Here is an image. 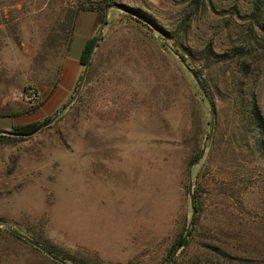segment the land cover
Instances as JSON below:
<instances>
[{"label":"rangeland","instance_id":"374dc122","mask_svg":"<svg viewBox=\"0 0 264 264\" xmlns=\"http://www.w3.org/2000/svg\"><path fill=\"white\" fill-rule=\"evenodd\" d=\"M91 1L109 5L79 12L72 31L77 0H0V114H38L0 116V130L52 118L84 67L51 106L62 58L98 38L73 102L31 135L0 138V222L86 264H163L192 194L201 226L174 264H264V149L240 107L254 90L264 118V0ZM171 49L207 85L210 138V105ZM0 264L58 263L2 225Z\"/></svg>","mask_w":264,"mask_h":264},{"label":"trees","instance_id":"16d2710c","mask_svg":"<svg viewBox=\"0 0 264 264\" xmlns=\"http://www.w3.org/2000/svg\"><path fill=\"white\" fill-rule=\"evenodd\" d=\"M77 1H78L77 6H76L75 10L72 12V14H73L72 15V23H71L72 24V26H71L72 31L74 28L73 23H74L75 18L79 12H81V11L82 12H84V11H86V12L101 11L102 12L104 10V8L109 5V3L106 4V2L102 3V2H96V1H91V0H77ZM260 1L263 2V0H260ZM124 7H126V6H124ZM137 11L140 12L141 14L145 15V13H143L142 11H139V10H137ZM145 16L150 19L149 16H147V15H145ZM137 21L142 22L139 19H137ZM95 39H96L95 35L91 36L90 38H88L86 40V42L84 44L83 51H82V54H81L80 59H79L80 63L83 66L85 65V63L87 62V60L89 58L91 49H92L94 42H95ZM70 41H71V38H70ZM98 43H100V42H98ZM180 56L186 61V58L183 54H181ZM187 64L190 65L189 63H187ZM194 72L199 77V72L197 70H194ZM203 85H204V87H207L205 82H203ZM241 95L244 96L241 98V102H240V107H242L241 115L243 116V119L246 120L247 129L251 132L252 137H254L258 141H260L259 145H261V147L264 149V140H262V137L264 135V118H263L259 103L257 101L255 92H254V90H251V92L246 93V95L243 93H240V96ZM32 109H36V107L35 108H29L27 110L20 111V112H13V113H9V114H0V116H16V115H20L24 112H29ZM50 119L51 118L46 117L43 120V123L45 121L50 120ZM41 124H42V122H31V123H27V124H20V125L13 126L10 130H6L8 132L6 135L0 134V138H4V137H7V138L8 137L24 138L25 136L31 135L32 133H34L39 128V126ZM199 154H200V149L194 155L195 160L198 158ZM194 198L196 199V207H197V209H199L200 202H199V193L197 192V190L194 194ZM197 212H198V214L192 220L189 235L187 237L186 245L181 249H185L189 246V244L191 242V238L193 239V237L195 236V233H197V231L199 230V228L201 226L199 211H197ZM7 232L11 236L15 237L16 239H18L22 242H26L25 240L16 236L14 233L9 231L8 229H7ZM23 233L28 235L32 239L36 240L37 242H39L40 244H42L43 246L48 248L52 253L63 258L64 260H66L67 262H69L71 264H86V263L82 262L81 260L77 259L76 257H74L73 255L67 254V253H65L61 250H58L55 247L47 244L39 236H36L35 234H32L31 232L26 231ZM211 237L212 236L210 235V231H209L207 234V239L208 238L212 239ZM184 238H185V234H182L179 237V239L173 244L168 255L171 254V252L184 240ZM33 248H35V247H33ZM175 261L176 260L174 258L173 261L171 262V264H174ZM58 264H60V263H58Z\"/></svg>","mask_w":264,"mask_h":264},{"label":"water","instance_id":"95a60500","mask_svg":"<svg viewBox=\"0 0 264 264\" xmlns=\"http://www.w3.org/2000/svg\"><path fill=\"white\" fill-rule=\"evenodd\" d=\"M112 6V5H110ZM126 11L138 16L140 19H142L144 22H146L150 27L152 28H155L157 29V27L155 26L154 22H151V20L146 17L145 15L141 14L140 12L138 11H135L133 9H127L125 8ZM106 23V15L104 17V21H103V24L100 28V32L99 34H101L102 32V28L103 26L105 25ZM97 37L95 39V42H94V45L91 49V52H90V55H89V58L87 60V62L85 63L84 67H83V70H82V73H81V77H80V80H79V83L77 85V88L75 90V93L72 95V97L69 99V101L64 104L62 106V108L60 110L57 111V113L48 121L42 123L38 129L42 128V127H45L46 125L50 124L51 122H53V120L68 106L70 105L73 100L76 98V96L78 95V93L80 92L81 90V87H82V84H83V81H84V78L86 76V73L88 71V67H89V64H90V58H91V54L93 52V49H94V46L97 42ZM164 39H166V36L164 35ZM174 54H176V56H178L179 60L182 62V64L184 65V67L191 72L192 76L194 77V79L196 80V82L198 83V86L200 88V90L202 91V93L204 94L205 96V99L207 100V102L209 103L210 105V113H211V120H210V131H209V135L207 138H210L211 134H212V129H213V125H214V121H213V114H214V108H213V104L211 102V99L210 97L207 95L204 87L202 86V84L200 83V81L198 80L197 76L195 75V73L192 71V69L188 66V64L185 62V60L179 55L178 52L174 51L173 49H171ZM3 133H8L7 131L5 130H0V134H3ZM205 148H206V144H204L198 158L194 161V163H198L199 160L203 157L204 155V152H205ZM191 190V182H189V191ZM191 197V208H192V214H191V220H190V223L187 227V230H186V233H185V238L184 240L171 252V254L168 256V258L165 260V262L163 264H171V262L173 261L174 257L176 256L177 252L183 248L185 245H186V242H187V237L189 235V231H190V226H191V223H192V220L194 218V214L196 212V209H195V206H194V200H193V195L191 194L190 195ZM5 226L6 229H8L9 231H11L12 233H14L16 236L22 238L23 240H25L28 244H30L31 246L35 247L36 249L40 250L42 253H44L47 257H49L51 260L55 261V262H58L60 264H71L69 262H67L66 260H64L63 258L55 255L54 253H52L48 248H46L45 246H43L42 244H40L39 242H37L36 240L32 239L31 237H29L28 235L24 234L23 232L19 231L17 228H15L13 225L3 221V222H0V226Z\"/></svg>","mask_w":264,"mask_h":264},{"label":"crops","instance_id":"0c3cea01","mask_svg":"<svg viewBox=\"0 0 264 264\" xmlns=\"http://www.w3.org/2000/svg\"><path fill=\"white\" fill-rule=\"evenodd\" d=\"M91 31L88 34H85L83 36V41H82L83 47H84L86 40L92 36ZM70 46H71V43H70ZM70 46H69V50H70ZM82 51H83V48L79 54H76L73 56L66 55L62 58V61H61V63H62L61 77H60V80L58 82V85H57L55 91L49 97L51 100V103H52L51 106H55V105L60 104L64 100V98L72 90V88L76 82V79L78 78V76L81 73L82 64L80 63L79 59H80V56L82 54ZM23 114H31V121L37 120L36 118H37L38 114L37 113L35 114V112L30 111V112H25ZM20 115H22V114H20ZM16 116H18V115H16Z\"/></svg>","mask_w":264,"mask_h":264},{"label":"built area","instance_id":"2783aa9c","mask_svg":"<svg viewBox=\"0 0 264 264\" xmlns=\"http://www.w3.org/2000/svg\"><path fill=\"white\" fill-rule=\"evenodd\" d=\"M32 93H33V92H32ZM32 93H31V91H29V92H27V93H21L20 96H22V97H26V98H29V96H30V97L33 96ZM29 94H30V95H29Z\"/></svg>","mask_w":264,"mask_h":264}]
</instances>
